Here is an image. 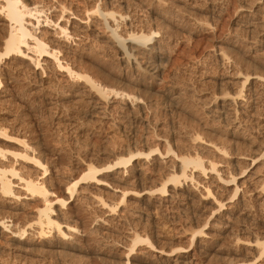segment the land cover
Listing matches in <instances>:
<instances>
[{
  "label": "bare ground",
  "instance_id": "bare-ground-1",
  "mask_svg": "<svg viewBox=\"0 0 264 264\" xmlns=\"http://www.w3.org/2000/svg\"><path fill=\"white\" fill-rule=\"evenodd\" d=\"M92 1V6L90 9L88 7L84 18L67 12L70 15L67 17L68 20L64 19L66 22L60 24L59 17L53 20L44 15L45 11L42 7V9L37 7L36 1L34 3L33 0H0V27L2 29L0 34V105H4L12 97L11 90L13 89H10L7 84L9 74L7 70L4 71L6 65L19 66L27 63V66H31L35 71L39 70L41 74H44L45 69L50 67L62 76L65 75L72 83L74 81V83L84 84L90 92H93L92 94L99 96L100 100L111 102L123 98V108L127 107L130 109L129 113L137 116L131 118L129 114L128 117L132 122L135 119L142 127L140 137L136 135L139 138L137 140L140 141L138 143L142 145H138L139 147L136 145V149L129 151L126 158L117 159L111 164L100 167L88 164L84 165L78 174H66L65 169L57 166L54 158V161L50 159L51 154L46 153L44 150L46 148L43 149L42 145L28 140L26 134L22 133L23 131L19 132L15 130L16 128L5 127L0 123V238H7L14 252L19 253L18 255L36 249L42 253L62 255L76 249L77 242L90 233L85 225L79 227L77 214L72 208L73 203H83L89 206L107 219L103 221L106 224H116L117 217L125 214L123 208L128 204H135L136 210L145 208L148 213L150 211L148 209L156 205L164 207L165 211L170 212L172 209L173 223H184L178 225H183L184 231L189 233L187 239L189 246L176 249L183 255L177 257L174 264H187V261H193V264H203L204 259L209 258L211 253L225 254L230 257L227 261L222 260V264H264V139L257 137L258 143L261 142L257 154L232 153L223 144L226 141L222 139L224 133L221 135L220 128L206 122L204 125L208 130L205 131L208 132L206 137L200 136L198 132L193 133L192 130L191 133L184 130L185 140L192 146L196 145L191 149L193 154H185L182 149L176 152L177 148H182L181 145L176 147L178 143L173 145L171 143L173 139L170 141L171 138L165 137L166 135L160 136V133L159 135L156 133L164 131L163 128L159 129L155 124L157 131L152 129L153 132L148 133L152 124L155 123L149 120L148 116L151 111L146 112L149 108L147 106L151 105V103L148 104L150 96L149 98L147 96L152 94L149 86L146 87V91L140 90L142 94L146 92L147 95L144 96L148 100L143 95H139L140 92L137 90L138 94L135 92L133 94L119 93L106 88V83L100 77L98 78L104 86L98 83L100 80L97 76L95 78L98 81L94 80L92 70V73L89 69L86 72L82 67L81 71L80 66L76 68L75 65L77 64V61L75 62L77 48L89 41V34H86L87 38L82 30L92 29L95 32L100 29L102 34L104 32L105 39L110 43L111 48L117 52L120 63L133 67L142 78L150 77V73H155L157 68H154L153 56L156 58L155 55L166 52L165 50L171 46L170 29L167 25L166 27L159 23L153 28L149 27L150 29L145 27L147 30L138 29L137 26L142 27L145 21L142 15L135 14L131 6L137 5L135 1H140L139 3L142 1L149 8L155 7V12L152 11V13L183 29L188 22H186V15L185 17L181 15L187 12L180 15L181 7L179 8L174 3L179 13L175 12V9L171 8L173 5H170L171 7L165 5L166 0L165 2L162 0L164 4L160 0ZM118 1L119 3L127 2L126 8L124 5L119 7L120 10L125 8V12L119 13V11L112 10V8H118L114 5ZM130 1H134L132 5L129 4ZM168 1L171 2V0ZM254 2L257 5L253 9L242 11L237 16L234 22L236 27L243 29L242 24L245 20H247L246 24L249 22V26H252V22L257 21V17L262 15L264 0H254ZM107 6L111 8L107 9ZM187 6L190 10H198L194 2ZM62 7L59 9L61 16L67 11ZM235 39L229 41L231 47L236 46V41L240 40V37H235ZM256 41L250 43L247 48L252 58H255L254 56L258 53L254 50ZM218 54L217 63L226 71L227 80L222 84L224 91H220L219 95H212L210 102L202 104L201 107L204 108L206 117H209L212 122L219 121L226 124L232 121L238 125V128H243L242 125L259 115L256 99L261 96L264 89V76L242 75L238 67L243 62V56V58L237 57L238 55L230 56V53L228 56L224 51ZM141 57L143 63L139 61ZM162 96L167 99L170 97L166 93ZM178 97L173 103L175 110L181 103ZM97 107L100 108V106ZM153 116L151 115V120H154ZM129 126L128 128L131 127ZM250 129L252 128L245 125L243 131ZM135 134L136 132L133 135ZM261 139L262 141H259ZM204 153L207 156H204ZM226 158L231 159L230 164L228 162L229 165L226 163L224 165ZM167 160L168 162L164 163ZM167 163L170 165L168 166ZM163 165L168 167L164 168ZM139 166H144L142 171L146 170L145 174L147 172L154 177L157 174V185L155 184L156 186L152 189L140 186L141 189L136 191L131 181L129 182V178L135 180V172L139 171L137 170L140 169ZM130 184L132 188H128ZM108 193L112 194L110 200L104 196ZM194 199H197V202ZM193 200L197 203L194 210L191 206L193 203L190 204L194 202ZM20 213L24 214L22 220L17 219ZM127 214L123 216L124 218L120 216L126 225L124 241L127 252L123 254V260L121 258L120 261L103 264H131L129 256L134 253L136 246L152 248L157 242L152 228L149 231V220L145 219L146 217L130 215L128 218ZM224 242L226 246L223 245ZM172 253L174 251L170 252Z\"/></svg>",
  "mask_w": 264,
  "mask_h": 264
},
{
  "label": "rangeland",
  "instance_id": "rangeland-1",
  "mask_svg": "<svg viewBox=\"0 0 264 264\" xmlns=\"http://www.w3.org/2000/svg\"><path fill=\"white\" fill-rule=\"evenodd\" d=\"M35 1L33 0L37 7L40 9L43 8L42 10L45 11L44 15L53 20L59 17L58 21L60 24L68 20L67 17L70 16L68 13L84 18L88 7L90 9L93 2L92 0ZM124 2L125 1H121L119 3L118 1V4L114 3V5L118 8L120 5L121 7L122 5L125 7L127 2ZM132 2L130 1L129 4L132 5ZM139 2L140 1L134 2L137 4H134L136 7L133 5L131 6V9L133 11L135 10V14L137 13L139 16L142 15L141 17H143L145 21L144 24H142L143 26L141 25L142 27L138 25L139 27L137 26V28H142V30L146 28L150 29L158 23L164 26L167 25L168 27H166L170 29V36L173 38H171L172 43L171 46H169L171 47L170 49L168 47V50H165L166 52L161 51L163 54L160 53L157 54L158 56L155 55L157 59L153 56L154 68L157 67L155 73H150L151 76H146L145 79L139 76L133 67L124 66L120 63L119 56L116 54L117 52H114V48H111L110 43L105 39L104 32L102 34L100 29L97 30L98 35H96L97 31L94 32L92 29L86 30L87 32L82 30L86 37L88 34L90 36L88 35L89 38H87L89 41L85 43V45L82 44L80 48H77L75 54V62L77 61L75 65L77 67H75L79 68L78 66H80L79 69L81 71L82 67L86 72H88V69L91 73L93 71L94 80L100 77L102 81L106 83V88H111L119 93L124 92V94H133V92H135L138 94L140 90L146 91V87L149 86L148 88L150 93H152L151 95L145 94L146 92L144 94H142V92L139 93V95H147L148 98L150 96L148 104L151 103V105L147 106V108H149L146 112L149 113V111H151L148 117L150 122L155 123L154 125L151 123L153 127L151 126L148 133L150 131L153 132L152 129L157 131V126L159 129L160 127L163 128L166 133L164 131L156 133L158 135L160 133V136L166 135L165 137L171 138L170 141L173 139L171 143L173 145L178 143L176 147L181 145L182 148L179 147L177 150H175L176 147L174 146L173 149L176 152L178 149L179 151L182 149L185 154L188 153L192 155L191 149L192 147H196V145L192 146L185 140L183 137L184 130L189 133L192 131L193 133L198 132L197 134L200 133V136L206 137L208 132L205 131L208 130L206 128L207 126L205 127L204 125L206 122H209V125H215L217 128H220L221 135L224 133L222 139L224 138L226 142H223V144L226 149L227 147L229 148L230 152L238 154L248 153V155L257 154L260 148L259 143H261H258L257 137L264 139V89L260 94L261 96L256 99L259 115L251 119L252 121L245 123L248 128H252L250 129L251 131H243L245 125H242L243 128H238V125L232 121L226 124L219 121L212 122L209 117H206L204 108L201 106L202 104L210 102L214 95H219L220 91H224L222 84L227 78L225 69L221 68L217 63V55H219L218 53L220 52L223 53L224 51L226 55L230 53V56L238 55L237 57L239 58L244 57V59H242L243 62L239 64L238 67L242 75L257 74L264 76V11L261 16L257 17V21L252 22L254 27L253 25L249 26V22L246 24L245 21L247 20H245L242 24L244 26L242 29V27H236L234 22L242 11H248V9H253L257 5L254 4L256 3L254 0H173V2L171 0L173 4L166 0L167 3H165V5H173L170 7L173 8V10L175 9V12L179 13L178 7L175 6L176 4L179 8L181 7L180 15L185 11L188 13L181 15L184 17L186 15L185 18L187 21L186 19L184 20L188 22L183 29L177 27L175 24L174 26L173 23L171 24V22L163 17L152 13V11L155 12V7H150V9L147 4L142 1L141 3ZM192 2L196 3V8L198 10H190V7L187 5H192ZM62 6L67 10L63 16H61V11L59 10ZM102 7L105 8L104 6ZM240 7H242V9H240ZM109 8L111 7L107 6V9ZM118 8L116 9L115 7L112 8V10L115 12L119 11V13L125 12L126 10V7L121 10ZM158 20L161 23L158 22ZM150 21H154L155 23ZM1 30L0 27V34L2 33ZM235 37H240V40L236 41L235 47H231L229 41L236 40ZM254 41H256L255 44L257 48L254 50L258 51V53L254 56L255 58H252L247 48L250 43ZM159 55L162 56H160L161 59H158ZM139 61L143 63L142 57L139 58ZM9 65L5 66L4 71L7 70L6 72L9 74L8 80H10H7V84L10 89H13L11 90V96L13 98L10 97L9 100H12H8L4 105H0L1 125L14 129L16 128L15 130L19 132L23 131L22 133H24V135L26 134L25 136L28 140L42 145L41 148L43 149L46 148L44 149L46 153L48 152L47 154H51L49 155L50 159L53 160L54 158L55 163L57 162V166L65 169L64 172L66 174H78L84 165L88 164L94 165V167L111 164L117 159L126 158L129 151H133L134 148L136 149V145L140 146L141 143H138L140 142L138 141V136L140 137V134H142L140 133L142 132L140 130L142 127L139 126L135 119L133 122L135 121L137 124L132 122L131 118L137 116L129 113L130 109L127 107L123 108V98H118L111 102L103 99L100 100L101 98L96 94H92L93 92H90L84 84L74 83V81L72 83L65 75L62 76V74L52 70L53 68L51 69L50 67L45 69L44 74H41L39 70L35 71L31 66H27V63L19 66L15 64ZM152 74L155 75L153 76ZM95 76H97V79ZM151 77L155 78L151 79ZM101 79H99L100 82L98 83L103 85ZM165 93L170 96L169 99L162 96ZM180 94L182 96H180ZM14 95L16 96L14 97ZM176 95H179V97H177L181 103L175 110L173 103L177 98ZM173 96L176 97H174L175 100ZM144 97L147 98L146 96ZM96 105L100 106V108ZM150 108L152 109L149 110ZM123 109L127 110L125 111ZM134 110L137 112L136 109ZM132 112L134 114V111ZM128 115L131 118L128 117ZM151 115H154L153 121L151 120ZM1 118H3V120H1ZM127 123L131 126H129L130 128H128ZM155 124L157 126H155ZM198 124L200 126H198ZM132 127H136L137 129H135L138 131L134 130ZM130 130L133 133L130 132ZM222 130H224V132ZM128 131L129 133H127ZM135 132L136 134L133 135ZM137 134L138 136H136ZM254 139L256 140L254 141ZM176 140L178 142H176ZM259 141H262V139ZM188 144L190 146H188ZM189 147L190 149L188 150ZM204 154V156H207L206 153ZM60 157L63 158V162ZM224 160V165L228 164L229 161L231 162L230 158ZM59 161H61L63 165ZM166 162H168V160L164 163ZM167 165L169 166L170 164L167 163ZM167 165H163V167H168ZM143 167L144 166H139L140 169H137L139 171L135 172V180L129 178V182L131 181L130 183H132L134 186L133 189L136 191L141 189L140 186L146 189H152L157 185V174L155 177L154 175L147 174V172L145 174L144 172L146 170L143 172ZM133 186L130 184L129 187H127L132 188ZM104 196L108 200L112 199L111 193L104 194ZM194 200L197 202V199ZM194 202H190V204L193 203L191 204L193 210L197 207V203ZM194 204L196 206H194ZM72 208L74 213L77 214V223L79 227L85 225L90 232L89 235L77 242L76 249L62 255L42 253L38 249L18 255L19 253L16 254L14 252L11 242L4 237L2 239L0 238V264H103L112 261H120L127 252L124 241L126 225H124L123 221L127 213L128 218L130 215H132V217H137V215H142L144 218L146 217L145 219L149 220V231L150 228H152L157 238V242L156 244L153 242L155 245L152 244L154 245L152 248L142 245L136 246L134 253L129 256L131 264H174V260L183 255L176 249L180 247L184 249L189 244L187 241L189 233L184 231L183 225H178L182 222L175 224L172 221V209L170 213L169 211H165L166 209H164V207L154 205V207L152 206L148 209L150 210L148 213V211H145V208L144 210L142 208L136 210L135 204H128L123 208L125 213L123 214L124 217L120 215L123 218H120V216L117 217L118 222L115 221L117 222L116 224H106L103 222L107 220L104 216H101V214L83 203L75 202L72 204ZM19 215L20 217L18 216L17 219L22 220L24 214L20 213ZM180 217L182 216L180 215ZM119 219L121 220L120 222ZM224 243L223 245L226 246V242ZM171 251H174V253L170 254ZM228 258L230 259V257L225 254L217 255L216 253H211L209 258L204 259L202 263L222 264L223 261H227ZM187 262V264L194 263L193 261Z\"/></svg>",
  "mask_w": 264,
  "mask_h": 264
}]
</instances>
